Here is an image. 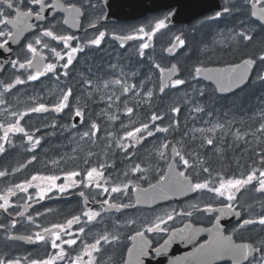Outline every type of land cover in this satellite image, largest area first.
I'll return each mask as SVG.
<instances>
[{
	"label": "flooded vegetation",
	"instance_id": "obj_1",
	"mask_svg": "<svg viewBox=\"0 0 264 264\" xmlns=\"http://www.w3.org/2000/svg\"><path fill=\"white\" fill-rule=\"evenodd\" d=\"M132 1L0 0V47L15 31H25L0 68V264H166L169 253L178 254L168 235L185 223L211 228L220 247L227 237L250 241L257 251L243 264H264V216L249 218L246 206L233 200L234 191L206 193L199 186L211 184L192 179L194 193L180 200L146 206L136 204L134 194L164 177L173 145L176 165L187 175L181 145L172 141L181 140L182 131L167 132L182 127L152 123L161 111L165 118L166 110L156 107L171 82L185 78L186 69L222 65L215 62L216 48L240 52L228 63L254 59L251 75L263 69L264 26L251 7L264 6V0H219L220 10L177 24L169 20L173 6L105 18V3ZM170 67L177 74L162 88L161 71ZM153 68L149 98L135 96L137 81ZM136 99L155 102L154 111L136 109ZM106 101L115 102L118 114L107 126L113 140L88 141V117L105 115ZM125 107L128 116L151 123L120 125ZM128 129L133 133L124 134ZM155 142L170 144V157L167 144L163 155L153 156ZM55 173L63 178L56 181ZM223 206L240 216L216 228ZM207 239L199 236L192 247Z\"/></svg>",
	"mask_w": 264,
	"mask_h": 264
},
{
	"label": "water",
	"instance_id": "obj_2",
	"mask_svg": "<svg viewBox=\"0 0 264 264\" xmlns=\"http://www.w3.org/2000/svg\"><path fill=\"white\" fill-rule=\"evenodd\" d=\"M107 8L106 19H123L128 17H140L147 12L174 7L169 13L170 24L187 22L192 18L205 13L212 8L220 10L219 0H134L130 3H105ZM252 17L260 21L264 26V6L252 5ZM24 30L15 31L8 41L0 47V68L9 60L13 47L22 38ZM255 66V60L245 57L238 62L223 65L200 66L196 68L195 75L211 83L216 91L222 95H228L242 87L250 78ZM177 70L175 67L163 69L160 75V83L164 88ZM76 120V118H75ZM176 148L172 146L171 159L168 162L164 177L151 185L135 189L136 204L154 205L161 201L180 200L194 193L195 185L192 179L184 175L177 167L175 161ZM222 218L216 221V228L237 220L239 210L229 206H223ZM210 210V208H205ZM211 228L194 226L185 223L182 227L173 230L167 242L176 244L174 250L177 255L169 253L166 264H212L216 261L229 260L232 264H243L252 256L257 248L249 241L235 242L227 237L225 244L220 247L218 241L211 239ZM206 235L208 239L201 244L192 247L199 236ZM215 246L219 248L214 249ZM127 264L132 259H127Z\"/></svg>",
	"mask_w": 264,
	"mask_h": 264
},
{
	"label": "trees",
	"instance_id": "obj_3",
	"mask_svg": "<svg viewBox=\"0 0 264 264\" xmlns=\"http://www.w3.org/2000/svg\"><path fill=\"white\" fill-rule=\"evenodd\" d=\"M217 22V25L226 23ZM231 52L233 54H229L225 48H216L218 58L215 62L228 63L237 58L240 53ZM206 84L207 93L202 99L201 107L204 111L200 113V116L203 117L206 113L208 115L228 113L230 117L225 119V128H221L214 137L219 141L221 150L216 151L215 145L191 140L187 135L185 137L182 135L180 141H177L175 136L172 141L179 142L182 147L184 162L181 168L194 181L207 182L211 185H215L217 180L237 181L252 173H260L264 169V74L254 73L243 87L230 96L219 95L215 90H210L209 83ZM184 107L180 104L182 113L175 115L176 123L171 121L167 123L170 126H181L182 129L169 128L168 134L176 135L180 131L184 132L189 121L184 116ZM141 108L154 111L155 102ZM244 189H247L243 197L246 198L245 206L248 214L258 213L260 205V211L264 212V188H257L255 184L250 183ZM241 197L240 194L239 198ZM238 205L244 204L240 201Z\"/></svg>",
	"mask_w": 264,
	"mask_h": 264
},
{
	"label": "rangeland",
	"instance_id": "obj_4",
	"mask_svg": "<svg viewBox=\"0 0 264 264\" xmlns=\"http://www.w3.org/2000/svg\"><path fill=\"white\" fill-rule=\"evenodd\" d=\"M237 25V24H236ZM235 27H233L234 29ZM236 29V28H235ZM219 39V38H218ZM218 42V40H217ZM222 43L218 42V46H221ZM187 63V62H185ZM264 69L259 70V74L261 75ZM156 69H152L150 76L139 79V82L137 81L136 83V89L134 91L135 96L139 95H144L149 98L150 93L152 92L151 89H153V85L149 84L154 82L156 80ZM191 75V76H190ZM180 80L181 84H179V81H174L169 84L168 87H166L163 92H162V100L161 102L158 103L157 109L160 110H166L164 117L163 118V111L160 112V119L157 122H152L154 124L158 125H168V121L176 123V117L177 113L181 114L182 110L180 111V104H182L185 109V115L187 119H189L188 124L186 125V128L184 129V132L182 131V135L185 137L186 135L190 137L191 140L195 141H200V143L205 142L210 145H215L216 146V151L220 152V144L217 139L214 137L220 132L221 128H225V119H230L228 113H214L212 115H208L206 113L203 117L200 115L198 116L197 113L202 107V99L200 98L201 93H207L206 90L208 86L205 85H200L198 82L195 81L194 79V73L190 71L189 69L185 70V78L184 77H178ZM139 83V84H138ZM150 86V88H148ZM148 88V89H147ZM105 89H108V86H105ZM211 90V89H210ZM145 97V98H147ZM136 104V109L141 107V103H152L150 100H134ZM115 102L113 101H106L105 106H103L101 112H103L105 115L99 118V120H93L89 119L88 117V122H86L87 127L89 125H92L91 129L89 127V130H87V137L88 141L93 140L96 138V136L103 138L106 141H112L113 140V132L109 129L107 126H112V123L115 121L116 117H118V114L116 113L115 110L116 107L114 106ZM106 105H108V108H106ZM146 105V104H145ZM162 107V108H161ZM125 115L120 116V125H132V124H150L151 122H148L147 118H145L144 122L138 121L139 116L135 114V116H128L127 113H130V111L126 110L125 107ZM168 111V112H167ZM219 112V111H218ZM176 113V114H175ZM169 115V116H168ZM169 117V118H168ZM99 125H104L105 129L102 131H99L100 126ZM94 126V127H93ZM136 126V125H135ZM170 126V125H168ZM133 127V126H132ZM131 129H128L124 134L129 135L132 134L130 132ZM99 131V132H98ZM130 132V133H129ZM168 132V131H167ZM180 141V140H178ZM158 147L153 144L149 145L151 148H154L152 151L153 156H160L163 155V151L166 150L165 146L167 143L164 142H155ZM219 146V147H218ZM170 149L171 146L170 144H167V153L168 156L170 157ZM180 151H182V147L180 148ZM184 162L183 158L181 157L180 164ZM56 176L55 179L58 181L59 178H63L62 173H55ZM207 183V182H204ZM255 184L257 188L264 187V169L260 173H252L248 176H245L241 180H230V181H219L217 180L215 185L211 186H206L202 184L200 185V188H203L206 193L207 192H219L221 193L222 190L226 189L227 191H234L235 195H232L233 200L238 199V196L241 194H244L247 192V189H244L245 186L248 187V184ZM204 191V192H205ZM247 201V200H246ZM245 205V202L243 203ZM261 206V205H260ZM260 206H259V211L255 215H249L248 212V217L252 219H259L261 216H264V212L260 211ZM255 227V225H254Z\"/></svg>",
	"mask_w": 264,
	"mask_h": 264
},
{
	"label": "bare ground",
	"instance_id": "obj_5",
	"mask_svg": "<svg viewBox=\"0 0 264 264\" xmlns=\"http://www.w3.org/2000/svg\"><path fill=\"white\" fill-rule=\"evenodd\" d=\"M256 41V40H255ZM162 108V107H161Z\"/></svg>",
	"mask_w": 264,
	"mask_h": 264
}]
</instances>
